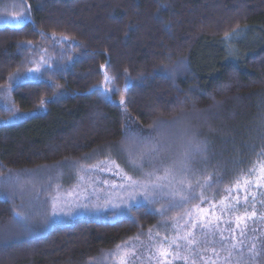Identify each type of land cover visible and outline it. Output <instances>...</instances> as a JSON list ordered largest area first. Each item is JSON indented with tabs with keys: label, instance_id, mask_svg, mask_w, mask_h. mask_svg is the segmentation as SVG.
Listing matches in <instances>:
<instances>
[{
	"label": "trees",
	"instance_id": "obj_1",
	"mask_svg": "<svg viewBox=\"0 0 264 264\" xmlns=\"http://www.w3.org/2000/svg\"><path fill=\"white\" fill-rule=\"evenodd\" d=\"M23 1L31 20L0 26V88L32 67L30 45L65 38L77 58L12 92L20 111L42 104L47 111L0 127V179L8 174L20 184L0 187V264H109L112 252L162 223L139 206L113 223L49 228L43 206L25 208L24 190L45 169L68 177L71 166L109 156L122 162L125 114L157 146L148 162L179 163L194 137L206 150L190 159L193 172L216 173L219 186L251 175L264 150V0ZM105 73L120 88L127 76L144 80L121 107L92 92Z\"/></svg>",
	"mask_w": 264,
	"mask_h": 264
},
{
	"label": "rangeland",
	"instance_id": "obj_2",
	"mask_svg": "<svg viewBox=\"0 0 264 264\" xmlns=\"http://www.w3.org/2000/svg\"><path fill=\"white\" fill-rule=\"evenodd\" d=\"M218 7L215 9L216 15L222 9L221 5ZM17 16H27V22L31 20L30 7L25 1L0 0V26L17 28L26 24L14 19ZM30 48L32 67L25 73H15L9 82L0 88V127L45 114V104L32 112L20 111L14 104L13 90L29 81L45 80L46 71L65 70L77 58L72 42L65 38H53L51 42L30 45ZM163 73L171 75L169 69H164ZM105 77L108 78L107 81ZM143 80V77L134 79L127 76L124 86L120 88L114 77L105 73L102 82L94 87L92 92L105 102L124 107L126 91ZM109 89L117 91H107ZM106 95L110 99L106 100ZM62 96L63 93L59 92L56 97ZM122 97L124 104L120 103ZM125 116L128 134L131 135L132 131L138 132L146 139L145 144H129L124 141L119 147L120 152H126V158L122 162L109 156L89 167L71 166L69 169L73 172L68 177L64 174L60 176L49 169L39 172L34 185L24 190V195L26 193L28 198V202H25L26 210L30 211L29 207H35L37 211L42 212L40 207L43 206L45 227L49 228L58 224H73L80 220L113 223L130 216V211L139 206H147L151 211L163 216L162 223L153 230L141 234L112 252L109 264H264V186L251 185L248 192L244 193L238 192L234 184L215 185L214 182L218 180L216 173H207L206 176H203L202 172L195 173V166L189 161L192 171L188 174V184L191 188L185 185V191L191 192L194 189V198L184 202L182 207L178 206L179 196H176L174 201L172 197L161 195H149L148 199H145L142 192L129 186L128 178L145 182L147 172L161 169L157 174H162V163L155 159L148 162L150 155L158 156L156 152L151 151L153 145L149 143L152 140L150 133L137 125L133 118L127 114ZM155 147L157 148L156 144ZM130 152L137 154L135 162ZM204 161L207 162L205 159ZM163 163L168 164L167 161ZM69 169L67 172H70ZM3 177L0 179V187L17 183L15 177L8 174ZM240 182L242 184L243 180ZM21 184L23 190L26 185ZM245 195L247 201L244 199ZM173 202H176L177 206L170 207ZM169 211L175 214L171 219H167ZM238 216L248 217L239 221L240 227H237ZM241 229L244 230L243 236L240 235ZM182 237H194L195 242L184 247L187 241L181 239ZM177 244L181 247L177 248ZM162 251H166L168 255H161Z\"/></svg>",
	"mask_w": 264,
	"mask_h": 264
},
{
	"label": "snow or ice",
	"instance_id": "obj_3",
	"mask_svg": "<svg viewBox=\"0 0 264 264\" xmlns=\"http://www.w3.org/2000/svg\"><path fill=\"white\" fill-rule=\"evenodd\" d=\"M17 21L20 23H27L28 17L24 16L21 18L20 16L15 17ZM107 77H105V80L107 81ZM107 91L115 92L116 89H109ZM105 99L108 100L110 97L107 95L105 96ZM123 97L121 98L120 103L124 104ZM126 143L129 144H140L143 145L146 143V139L142 137L138 132L132 131L131 135H128L125 137ZM206 150V145L202 141H197L193 137L188 142V146L186 150L183 152V159L179 161L177 164L176 161H174L172 164H164L162 163V174H157V172H160L161 169H157L156 171H150L146 173V181H136L132 180L131 177H129L130 181V187H133L135 190H138L144 194L145 199H148L149 195H161V196H169L174 198L176 196L180 197V201L178 202V206H183V203L188 201L191 198H194L192 196V192H194V189H192L191 192L185 191V185H187L188 188H191V185L188 184V174L192 171L189 167V161L192 157H194L196 154H204ZM151 151L157 152L158 149L153 145ZM131 156H133L135 162L136 153L130 152ZM142 166V165H141ZM250 176L242 175L241 179L243 180V183L241 184L240 179L236 180L234 183V188L238 190V192H244L247 193L249 186L254 185L255 187H261L264 186V150L261 151V153L258 156V160L256 164L249 170ZM251 177H255L253 180ZM197 184H199V181H197ZM175 185H179V187H174ZM203 185H201L202 187ZM237 202H239V195L236 197ZM245 201H247V195L244 197ZM177 206L176 202H173L170 204V207ZM238 209H233V211ZM15 215L17 217H20L21 220L24 219V216L21 212H15ZM252 215H255V212L252 213ZM248 218L247 216L244 217H237V227H240L239 221H242L244 219ZM191 235V234H189ZM240 235H244V230L241 229ZM181 239H185L187 242L184 245V247H187L195 242L194 237L192 239H188L187 237H182ZM181 245L177 244V248H180ZM233 247H235L233 245ZM161 255H168L166 251H162ZM123 264V262H122Z\"/></svg>",
	"mask_w": 264,
	"mask_h": 264
}]
</instances>
